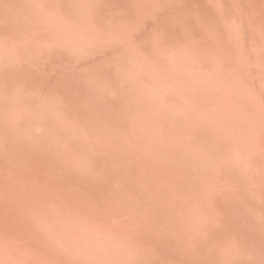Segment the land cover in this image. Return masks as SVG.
<instances>
[{"label":"bare ground","instance_id":"1","mask_svg":"<svg viewBox=\"0 0 264 264\" xmlns=\"http://www.w3.org/2000/svg\"><path fill=\"white\" fill-rule=\"evenodd\" d=\"M83 1L65 0L69 12ZM96 15L75 30L99 24ZM62 36L51 38L62 48L40 49L67 56L48 77L57 91L30 93L22 75L16 87L0 89V170L8 176L16 166L23 177L47 170L28 176L37 186L25 192L15 191L13 175L0 180V264H145L144 249L160 239L195 241L221 219L211 215L221 201L229 211L224 240L246 257L242 264L264 254V85L244 90L264 71L259 50L204 52L183 42L176 48L191 49L164 48L151 59L127 39L126 48H89L104 36H86L74 48ZM32 192L35 200L15 202ZM133 234L142 240L131 241Z\"/></svg>","mask_w":264,"mask_h":264},{"label":"rangeland","instance_id":"2","mask_svg":"<svg viewBox=\"0 0 264 264\" xmlns=\"http://www.w3.org/2000/svg\"><path fill=\"white\" fill-rule=\"evenodd\" d=\"M54 1L0 0V89L3 86L14 85L16 87L18 82L26 76L29 79L27 88L31 89L30 93L40 92L46 95L48 92L57 91L56 84L48 77L53 73L56 67L55 63L67 58V56L63 54L47 56L40 49L45 50L48 47L62 48L56 42L54 43V39H51L52 35L58 34V32H62V38L69 39L70 45L74 48L75 46L83 45L81 43L83 37L87 36L95 42L97 38L101 39L102 37L100 36H104L102 45L93 43L91 46L88 45L89 48H107L108 45L110 48L111 42L123 43L125 45H123V48H126V44H128L130 47L128 45L127 47L132 49L148 48L149 52L157 50V55L150 54L147 51L148 55L146 52L151 59H159L164 48L180 50H190L191 48L196 50L198 48L204 52H207L211 47L237 48L239 50L242 49L244 52L249 50L248 48H254L253 55L256 56L260 52L263 58L258 55L257 58L264 63V0H118V3H115L116 0H86L70 12L69 5L66 7L67 2L65 0L62 2L65 4L62 5V7H66L65 9L61 8L60 5L62 3L60 5L58 3L61 0ZM110 1L114 3V6L115 4L117 6H111ZM108 6L109 9L112 7L116 9L114 11L113 9L109 10ZM92 13L94 15L100 13L96 16L101 19L98 17L96 20H99L101 24L90 27L85 32L75 30V22L85 21L87 17L91 19L89 20L91 22L93 19ZM112 15L114 17H110ZM102 19H106V21L102 22ZM46 30L52 34L47 40ZM239 30L243 32V35L237 36ZM41 31L44 34H41ZM131 34L134 37H130ZM110 35L112 36L110 37ZM113 36L119 39L116 41V38H112ZM120 36L124 41H121ZM135 38H138V41ZM125 40L128 43L125 44ZM134 40L137 41L138 47L135 46L136 42L134 43ZM183 42L186 45H190L191 48H176L178 44L185 46ZM145 45H148V47H143ZM19 46L20 48H16ZM112 46L111 48H113ZM18 50L20 51L19 53ZM11 52L15 56L17 65H13L11 63L14 62L10 63L9 61L10 56L8 54ZM130 55H135V57L142 56L139 51H134ZM252 56L245 57V60L253 61L255 56ZM210 59H206L205 63H211ZM151 61L153 64L151 66L152 69L164 71V69H160V63L157 64L155 60ZM228 61L225 60L224 63ZM235 63H241V60H235ZM208 69L205 72H208ZM260 78H264V71L255 77V81L245 86L244 90L259 91L261 89L260 86L264 85ZM117 110L119 112L123 108L120 107ZM121 142L123 141L115 144V149L121 148ZM42 167L43 165L39 164L35 169H41ZM13 168V173L11 172L8 176L5 175V171L0 170V180L3 184L6 181V177L13 175L14 183L17 186H14L15 191L19 188L22 189V192L35 189L37 186V181L32 179L31 182L28 179L29 177H35L39 173L47 172V170L32 171L28 175L29 177H23L16 166H13ZM36 179L38 180V178ZM208 194L209 192H206V195ZM38 196L39 194H36V192H32L28 198L17 195L18 201L15 202L35 200ZM64 199L66 201V196ZM77 199L80 202L82 201L81 196L77 197ZM36 204L38 205V202ZM36 204L35 207L33 205L34 210L31 208L32 212L39 210V206ZM65 204L67 205V202ZM220 204L211 215L221 216V219L217 218L216 221L209 222L202 231H198L195 235V241L181 244L178 238L170 234L174 241L168 238L160 239L155 244L144 249L143 258L145 259V264L244 263L246 257L235 252L224 240L225 233L229 234V231H226L227 227L223 225L225 223L223 220L227 219V211L225 208L226 203L221 201ZM28 212L31 213L30 210ZM227 213L228 217L229 211ZM17 221L19 222H16L17 227L18 224L22 225L20 223L22 221ZM216 222H220V224L216 225ZM130 240L139 242L142 238L133 234ZM50 247L55 248L56 244L53 242ZM168 255L173 257L172 260L169 259ZM174 258L175 260L172 262ZM261 259L263 260L261 261ZM246 261V264L263 263L264 254H256L253 257H249ZM7 264L18 263L10 259Z\"/></svg>","mask_w":264,"mask_h":264}]
</instances>
